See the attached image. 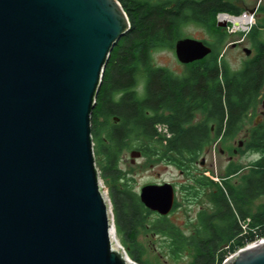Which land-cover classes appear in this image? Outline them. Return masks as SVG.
I'll return each instance as SVG.
<instances>
[{
    "label": "water",
    "instance_id": "1",
    "mask_svg": "<svg viewBox=\"0 0 264 264\" xmlns=\"http://www.w3.org/2000/svg\"><path fill=\"white\" fill-rule=\"evenodd\" d=\"M130 30L119 0H0V264H137L113 246L92 130L106 67ZM175 54L189 65L212 48L184 37ZM141 158L130 152L132 165ZM139 198L168 217L176 191L147 185ZM223 264H264V240Z\"/></svg>",
    "mask_w": 264,
    "mask_h": 264
},
{
    "label": "trees",
    "instance_id": "2",
    "mask_svg": "<svg viewBox=\"0 0 264 264\" xmlns=\"http://www.w3.org/2000/svg\"><path fill=\"white\" fill-rule=\"evenodd\" d=\"M119 2L131 30L111 54L92 118L95 152L105 161L104 173H111L114 184L124 181L122 188L113 185L110 193L117 232L133 242L128 246L123 240L129 257L139 264H143L141 256L133 249L141 232L169 240L171 258L186 255L188 264H223L240 249L264 240V204L252 211L253 200L264 196V137L249 141L247 149L260 153L261 158L248 170L229 168L220 182L202 172L185 186L191 196L198 199L203 193L210 203L209 209L198 213L197 225L189 235L168 217L150 219L154 212L117 175V166L124 151L135 149L144 158L185 172L222 134L226 141L235 139L264 88V42L258 41L261 30L255 27L249 34L258 54L240 71L219 61L218 53L189 64L187 72L179 76L154 66L153 53L175 48L184 38L183 28L191 24L215 29L219 36L217 15L243 12L221 11L217 2L208 1L179 0L173 9L147 0H134L132 7L129 1ZM199 115L202 119L196 122ZM158 125L168 132L160 134ZM234 178L237 180L232 182Z\"/></svg>",
    "mask_w": 264,
    "mask_h": 264
},
{
    "label": "rangeland",
    "instance_id": "3",
    "mask_svg": "<svg viewBox=\"0 0 264 264\" xmlns=\"http://www.w3.org/2000/svg\"><path fill=\"white\" fill-rule=\"evenodd\" d=\"M259 13V16L255 17L254 24L251 29L259 27L261 30V38L264 41V29L262 30V26L264 24V11ZM183 33L184 37L206 40L210 43L215 42L213 38L215 31H212V34L211 31L209 32L207 29L195 24L184 27ZM227 35L226 42L222 45V47L220 46V52L231 68L237 70L242 66L243 62L249 58L243 52V48H248L252 51L250 56H254L255 51L252 44L248 40H245V42L237 45L236 47L231 46L232 43L242 40V34L229 36L230 34L227 32ZM152 63L154 66L167 68L172 73L179 76L184 75L188 70V65H183L177 60L175 48H164L155 51L152 56ZM201 118L202 117H199L197 121H200ZM159 128V133L164 134L165 128L161 127L162 130ZM240 139L241 135L233 140H227L225 142L216 140L212 148L208 152L202 154L198 161L191 165L190 169L185 172L179 170L176 166H167L161 161H157L152 158L147 159L142 157L136 161V164L132 165L130 163L131 150L124 151L117 166V175H120L122 179H125V183L129 184L132 190L138 195H140L142 188L147 185L163 183H171L175 185L176 204L178 205L169 214L168 218L170 222L177 225L180 230L185 231V233L189 235L193 231L194 226L197 225L198 213L203 209H209L210 203L203 193H201L198 199L191 196L185 186L191 183L192 177L197 176L202 172L215 182H220L222 176L227 173L229 168L240 167L243 172L248 170L250 164L257 158V154L243 148L240 149L236 155H234L233 149L238 148L237 143ZM220 149L224 152L221 153ZM229 156H233V159L230 160ZM203 161L204 164L201 165V162ZM104 162L103 158L96 156V163L101 178V184L107 198L111 202V210L113 212L110 194L111 187L113 185H117L118 188H122L124 181L119 179L117 183L114 184L111 178V173L105 174L103 171ZM236 180L237 179L234 178L232 182H235ZM263 204L264 198L253 203L252 211H258ZM156 218H158L157 213H154L150 217L152 220ZM113 219L117 243L119 244L121 251L123 248L125 252H127V248L124 247L123 240H126L128 246H131L133 242H131L130 239H127L124 234H119L117 232L114 212ZM136 243L138 246L134 247L133 251L141 256L143 264H188L190 261L189 257L186 255L180 257L179 259L171 258L168 255L170 244L169 240L158 235H154L152 233L145 234L141 232L136 239Z\"/></svg>",
    "mask_w": 264,
    "mask_h": 264
},
{
    "label": "flooded vegetation",
    "instance_id": "4",
    "mask_svg": "<svg viewBox=\"0 0 264 264\" xmlns=\"http://www.w3.org/2000/svg\"><path fill=\"white\" fill-rule=\"evenodd\" d=\"M120 1L121 2H124V3H126L127 1H129L130 4L132 2H134V0H120ZM147 1H149L154 6L155 5L162 4V6H164L163 7L164 9H173L176 6V3L179 2V0H147ZM189 1H194L197 4L202 3L204 1L217 2V5H216L217 8H220L221 11H227V12H231V13L232 12H249V11H254V18L257 17V16H259V14H260L259 12L264 11L263 0H189ZM132 6H134V5L131 4V7ZM216 25H217V28L220 30L219 36H217L218 35V32L215 29H212V28L208 29L206 27L200 26L202 28L207 29L209 32L211 31V33H212V31H216L215 32V35L213 37L214 40H215L214 43H210V42H208L206 40H201V41L205 42L208 46H210L212 48V54L209 55V56H213L214 57V56H216V54L219 53V61H224V62L227 63L228 66H230L229 63L226 61V59L224 58V56L220 52V46L222 47V45L226 42V39L224 38V35L223 34H226L225 35L226 38L228 36L227 35V31H226V27H218L217 17H216ZM262 27H263L262 28V30H263L264 29V24H263ZM251 31H252V29H250L248 33L242 34L241 35L242 36V40L237 41V42H234V43L231 44V46L236 47L237 45L245 42V40H248L252 44L253 49L255 51L254 56H250L251 54L250 55H247L244 52V49L245 48H243V52L249 58L243 62L242 66L239 69H237V70L232 69L234 71H240L244 67L245 63L249 59L255 57L258 54L255 45L249 39V34L251 33ZM229 36H231V34ZM258 41L259 42H264L263 39L261 38V36L259 37ZM251 53H252V51H251ZM205 59H203V60H205ZM203 60H201V61H203ZM197 62H200V61H197ZM197 62H194V63H197ZM139 92H142V91H139ZM258 100H259V102L257 104V107L254 110H251L248 113L247 117L243 120V122L241 124L240 131L238 132V135H237V137H239L241 135V139L237 143L238 148L237 149H233V154L234 155H236L240 149H243V148L244 149L245 148L247 149V146L249 145V141L250 140H252V139L255 140L257 138H263L264 137V88L261 90V93H260V96H259V99ZM199 117H202V115L197 116V118L195 120L196 122H198L197 120L199 119ZM114 121L116 123H119L120 122L119 119L114 120ZM159 126L160 125H158L157 128H159ZM161 127L162 126H160L159 129H162ZM164 132L165 133L168 132L167 128L164 129ZM212 132L213 133H216L214 127H212ZM218 141H224V142L226 141L224 139V137H223V134L221 136H219ZM235 145H236V143H235ZM132 150H135V149H132ZM209 150L210 149H207L205 151V153L208 152ZM220 151H221V153L224 152L222 149H220ZM254 154H257V158L252 163L257 162L261 158V154L260 153L254 152ZM229 159L232 160L233 159V156H229ZM203 164H204V161L201 162V165H203ZM167 166H175V165H167ZM173 186L175 187V185H173ZM262 198H264V196H259L258 198H256V199L253 200V203H255L257 201H260V199H262ZM175 204H176V202H175Z\"/></svg>",
    "mask_w": 264,
    "mask_h": 264
},
{
    "label": "built area",
    "instance_id": "5",
    "mask_svg": "<svg viewBox=\"0 0 264 264\" xmlns=\"http://www.w3.org/2000/svg\"><path fill=\"white\" fill-rule=\"evenodd\" d=\"M246 18L250 19L249 24H245L243 22V19H246ZM254 19H255L254 13H249V12H244L243 14H240V15H230L226 13H220L217 16L218 22L227 24L226 31L231 35L248 33L252 25L254 24ZM233 255L229 256L226 260H228Z\"/></svg>",
    "mask_w": 264,
    "mask_h": 264
},
{
    "label": "bare ground",
    "instance_id": "6",
    "mask_svg": "<svg viewBox=\"0 0 264 264\" xmlns=\"http://www.w3.org/2000/svg\"><path fill=\"white\" fill-rule=\"evenodd\" d=\"M243 22L245 23V24H249L250 23V19H243ZM116 235H115V232H112V243H113V246H114V248L117 250V251H119V252H122L121 251V248L119 247V244L117 243V240H116ZM115 243H116V246H115Z\"/></svg>",
    "mask_w": 264,
    "mask_h": 264
}]
</instances>
